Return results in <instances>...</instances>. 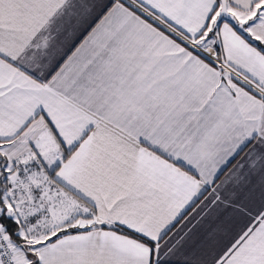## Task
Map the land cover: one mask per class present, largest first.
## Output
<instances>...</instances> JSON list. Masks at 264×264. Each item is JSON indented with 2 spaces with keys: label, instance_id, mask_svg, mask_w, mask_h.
I'll return each instance as SVG.
<instances>
[{
  "label": "snow or ice",
  "instance_id": "1",
  "mask_svg": "<svg viewBox=\"0 0 264 264\" xmlns=\"http://www.w3.org/2000/svg\"><path fill=\"white\" fill-rule=\"evenodd\" d=\"M0 264H264V0H0Z\"/></svg>",
  "mask_w": 264,
  "mask_h": 264
}]
</instances>
